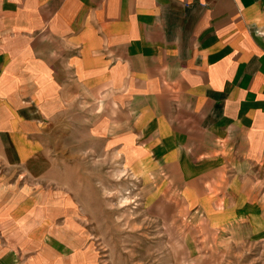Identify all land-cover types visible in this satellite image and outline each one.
<instances>
[{"label": "crops", "instance_id": "0c3cea01", "mask_svg": "<svg viewBox=\"0 0 264 264\" xmlns=\"http://www.w3.org/2000/svg\"><path fill=\"white\" fill-rule=\"evenodd\" d=\"M90 91L126 105L147 180L216 224L248 206L259 224L264 0H0V264H102L75 199L20 171Z\"/></svg>", "mask_w": 264, "mask_h": 264}, {"label": "rangeland", "instance_id": "374dc122", "mask_svg": "<svg viewBox=\"0 0 264 264\" xmlns=\"http://www.w3.org/2000/svg\"><path fill=\"white\" fill-rule=\"evenodd\" d=\"M113 100L90 91L63 104L38 137L42 164L20 169L75 199L102 264H264V209L256 224L255 209L243 208L233 228L189 211L173 190L146 179L155 173L129 164L132 143L123 139H133L132 115Z\"/></svg>", "mask_w": 264, "mask_h": 264}]
</instances>
